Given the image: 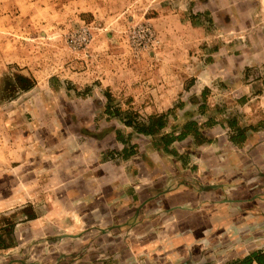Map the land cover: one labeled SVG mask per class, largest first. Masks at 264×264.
<instances>
[{
  "label": "crops",
  "instance_id": "obj_1",
  "mask_svg": "<svg viewBox=\"0 0 264 264\" xmlns=\"http://www.w3.org/2000/svg\"><path fill=\"white\" fill-rule=\"evenodd\" d=\"M261 15L262 25L230 31L222 46L206 48V68L143 120L148 131L123 119L128 130L118 125L108 145L99 117L112 113L107 105L72 110L83 117L67 134L70 146L60 131L39 135L51 153L35 154L32 170L24 162L17 190L3 195L0 211L11 216L0 219V254L16 259L11 264H194L219 229L256 245L264 233ZM12 83L16 93L33 88ZM42 176L49 191H25L27 180ZM248 247L241 259L264 253Z\"/></svg>",
  "mask_w": 264,
  "mask_h": 264
},
{
  "label": "rangeland",
  "instance_id": "obj_2",
  "mask_svg": "<svg viewBox=\"0 0 264 264\" xmlns=\"http://www.w3.org/2000/svg\"><path fill=\"white\" fill-rule=\"evenodd\" d=\"M262 13L264 0H0V209L3 195L17 190L18 168L25 162L32 170L35 154L51 153L39 135L60 131L71 145L67 134L81 128L83 117L71 115L74 108H112L108 117L99 116L109 145L114 128L128 130L123 119L142 123L174 102L209 63L206 48L222 46L230 31L262 25ZM145 27L155 44L147 41ZM21 72L33 88L8 95V79ZM50 182L29 179L25 191L31 195L43 185L49 191ZM3 213L11 216L0 211V219ZM259 237L252 245L219 229L190 263L234 262L248 245L264 248V233ZM0 256V264L16 263Z\"/></svg>",
  "mask_w": 264,
  "mask_h": 264
},
{
  "label": "trees",
  "instance_id": "obj_3",
  "mask_svg": "<svg viewBox=\"0 0 264 264\" xmlns=\"http://www.w3.org/2000/svg\"><path fill=\"white\" fill-rule=\"evenodd\" d=\"M13 81L16 82L17 87H19V89L21 90H28L30 87H32V83L30 82L29 78L24 75V74H20L17 73L14 76V79H12ZM12 80L8 79L7 83H6V88H7V94L9 95H14V93H16L17 89L15 88V86H13L12 84ZM25 80V81H24ZM29 80V82L27 81ZM128 123V125H133L137 131L139 132H146L148 131V129L146 128L145 124L142 123H132L129 121H126ZM0 241H1V236H0ZM1 247V244H0ZM256 261L257 264H264V253H260V254H250L242 259L236 260L234 262L228 263V264H252V261Z\"/></svg>",
  "mask_w": 264,
  "mask_h": 264
},
{
  "label": "built area",
  "instance_id": "obj_4",
  "mask_svg": "<svg viewBox=\"0 0 264 264\" xmlns=\"http://www.w3.org/2000/svg\"><path fill=\"white\" fill-rule=\"evenodd\" d=\"M143 31H144L145 36L147 37V41L151 45H153V44H155L157 42L156 39L154 38L153 33L150 30V28L145 27ZM263 41H264V26H263ZM145 45H146V43H145Z\"/></svg>",
  "mask_w": 264,
  "mask_h": 264
}]
</instances>
